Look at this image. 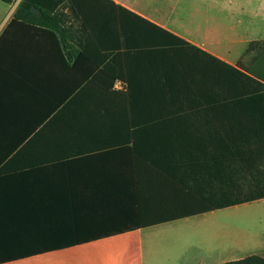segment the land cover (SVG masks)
<instances>
[{
  "label": "crops",
  "instance_id": "0c3cea01",
  "mask_svg": "<svg viewBox=\"0 0 264 264\" xmlns=\"http://www.w3.org/2000/svg\"><path fill=\"white\" fill-rule=\"evenodd\" d=\"M21 1L14 0L10 4H15L14 7L0 18V38L14 36L18 41L17 59L7 60L5 75L0 76V105L16 106L11 119L8 109L2 115L6 124L1 128H7L5 131L10 135L12 131L13 135H20V118L26 105L37 106L39 112L40 106L46 104L48 100H41L40 91L50 94L64 89L65 94L82 78L88 80L91 70L99 72L106 66L104 57L110 55L105 49L110 46L108 42L120 41L114 37L106 43L105 38L98 37L96 42H89L88 35L80 38L72 34L73 39L68 38L62 44L49 31L21 22H13L17 27L10 36L7 28ZM104 1L174 33L228 64L248 55L253 42H264V0H176L173 5L170 0ZM236 1L239 3L234 5ZM71 2L65 0L58 8L66 12L72 4L79 14L80 7ZM104 16L88 21L81 16L77 18L89 30L90 24L102 26ZM74 23L78 24L68 22ZM236 43L240 44V50L233 48ZM77 57L81 59L74 68ZM131 82V87H135ZM115 86L122 90L125 87L120 81ZM9 87L23 93L32 88L34 95L9 99ZM135 147L114 146L104 151L108 154L91 153L79 146L67 147L66 157L77 156L82 160L71 159L47 167L40 163L32 170L27 165L7 163L0 173V264H131V250L135 252L137 241L131 246L130 241L135 233L139 235L140 264H145V232L170 230L217 211L186 216L190 208L184 205V193L174 178L178 172L164 171L177 164H154L146 159L147 148ZM183 215L186 217L171 219ZM139 223L153 225L125 230ZM109 232L125 233L100 238ZM76 240L83 243L73 242ZM111 246L121 251L112 262L106 253ZM39 250L49 251L36 253Z\"/></svg>",
  "mask_w": 264,
  "mask_h": 264
},
{
  "label": "rangeland",
  "instance_id": "374dc122",
  "mask_svg": "<svg viewBox=\"0 0 264 264\" xmlns=\"http://www.w3.org/2000/svg\"><path fill=\"white\" fill-rule=\"evenodd\" d=\"M64 1L52 0L57 6ZM70 1L80 7V15L73 16L72 11L65 12L64 8L63 11L70 16L71 22H78L72 26L80 31V38L88 35L90 42L103 37L107 43L117 37L120 41L117 44L116 41L108 42L110 46L105 49L110 55L104 57L106 66L99 72L91 70L88 80L82 78L77 86L66 91L68 93L63 94L64 89L50 94L40 91L41 100L48 101L40 106L39 112L37 106L26 105L20 118V135H13V131L10 135L5 131L7 128H1L6 124L3 111L8 109V119H11L16 106L8 104V108H3L0 105V131L3 132L0 173L11 162L27 165L32 170L40 163L47 167L62 165L66 160H82L77 156L66 157L64 149L76 146L91 153L108 154L104 151L111 147L133 144L137 150L147 148L146 159L157 165L162 162L163 166L186 154L192 161L197 150L207 151L205 137L214 130L210 129V121L232 117L235 113L228 105L231 101L220 100L219 107L214 105L220 98L218 92L227 89V83L228 90L236 89L243 78L191 42L170 40L172 48L167 49L163 46L168 45L166 35L153 32L146 23L107 1ZM175 2L170 0L172 5ZM14 5L0 1V18ZM102 14L105 15L104 24H90L89 30L80 22L81 18L80 21L77 18L81 16L88 21L103 17ZM16 27L13 22L9 24L10 36ZM132 28L136 33L133 36L129 34ZM1 39L0 76L4 77L6 62L17 59L18 41L14 36ZM233 48L240 50V44H233ZM252 54L248 51V55L238 57L229 65L240 67V63L246 64ZM76 59L74 68L81 58ZM118 81L125 85L123 90L115 86ZM130 82L135 86L133 92L127 91ZM31 89L23 93L17 92L16 87H9V99L32 97ZM164 171L173 174L178 169L169 167ZM131 236L130 246L137 241L135 252L131 250V264H140L139 235ZM143 239L145 264H223L253 254L264 258V199L192 218L170 230H149ZM120 252L119 248L111 246L106 250L108 260L112 262Z\"/></svg>",
  "mask_w": 264,
  "mask_h": 264
},
{
  "label": "trees",
  "instance_id": "16d2710c",
  "mask_svg": "<svg viewBox=\"0 0 264 264\" xmlns=\"http://www.w3.org/2000/svg\"><path fill=\"white\" fill-rule=\"evenodd\" d=\"M0 1L14 3V0ZM32 7L38 9L39 13H33ZM120 10L146 23L153 32L159 31L166 35L169 38L168 45L163 46L167 49L172 48L173 40L188 44L173 33L130 11L122 8ZM70 11L73 16L78 15L72 4ZM69 17L52 0H22L13 14L12 22H21L35 29L49 31L64 44L68 38L73 39V35H80L79 30L68 24ZM129 34H136L133 28L129 30ZM153 46L156 47V44ZM249 52L254 53L252 58L246 64L240 63V67H232L215 58L218 63L243 78L241 86L233 90H228L227 83V89L222 88L218 92L220 98H217V102H211L219 107L218 101H231L228 105L235 113L232 117L210 121V129L214 130L205 137L209 147L207 151L197 150L196 158L192 161L186 154L179 156L178 161L171 162L177 164L178 173L174 178L184 193V205L190 208L186 210V216L264 199V42H253ZM127 89L128 92H133L129 84ZM185 215L171 219H180L186 217ZM151 225L153 224L139 223L125 230ZM123 233L125 232H109L101 234L100 238ZM73 242L83 243L77 240ZM44 251L49 250H39L36 253ZM225 264H264V258L250 255Z\"/></svg>",
  "mask_w": 264,
  "mask_h": 264
},
{
  "label": "water",
  "instance_id": "95a60500",
  "mask_svg": "<svg viewBox=\"0 0 264 264\" xmlns=\"http://www.w3.org/2000/svg\"><path fill=\"white\" fill-rule=\"evenodd\" d=\"M31 11H32L33 13H35V14H38V13H39V10L36 9V8H34V7L31 8Z\"/></svg>",
  "mask_w": 264,
  "mask_h": 264
}]
</instances>
